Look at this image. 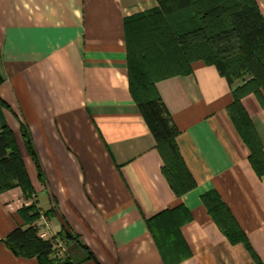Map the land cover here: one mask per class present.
<instances>
[{
	"label": "crops",
	"instance_id": "0c3cea01",
	"mask_svg": "<svg viewBox=\"0 0 264 264\" xmlns=\"http://www.w3.org/2000/svg\"><path fill=\"white\" fill-rule=\"evenodd\" d=\"M256 1L264 15V0ZM158 7V0H0V129H12L33 188L29 196L20 185L0 191V264H40L5 239L42 214L52 224L45 239L65 245L52 255L60 264H258L213 218L203 200L210 192L264 264V173L229 110L251 77L231 83L197 60L188 74L156 83L197 182L178 196L130 83L126 21ZM242 105L264 152V91ZM156 233L171 243L165 250Z\"/></svg>",
	"mask_w": 264,
	"mask_h": 264
},
{
	"label": "trees",
	"instance_id": "16d2710c",
	"mask_svg": "<svg viewBox=\"0 0 264 264\" xmlns=\"http://www.w3.org/2000/svg\"><path fill=\"white\" fill-rule=\"evenodd\" d=\"M156 11L140 14L126 21L131 92L141 114L152 131L164 167L163 172L178 196L197 186L182 156L178 136L180 130L164 102L156 83L171 76L188 74L191 64L201 60L214 65L231 83L246 80L234 91L235 101L230 114L240 134L250 147L251 161L264 173V152L253 123L242 105V98L264 91V15L256 0H158ZM21 131L28 152L45 176L34 147L29 127L22 123ZM20 185L25 194L33 192L23 157L11 128L0 129V191ZM215 221L234 244L243 243L258 264L247 235L238 225L227 205L216 192L203 196ZM26 209V212H30ZM39 218L35 212L30 218ZM167 248L171 243L160 239ZM163 238V237H162ZM17 255L37 258L40 264H60L53 258L54 243L43 238L35 225L14 229L5 239ZM64 264L71 262L64 261Z\"/></svg>",
	"mask_w": 264,
	"mask_h": 264
},
{
	"label": "built area",
	"instance_id": "2783aa9c",
	"mask_svg": "<svg viewBox=\"0 0 264 264\" xmlns=\"http://www.w3.org/2000/svg\"><path fill=\"white\" fill-rule=\"evenodd\" d=\"M35 226L38 227L39 233L43 238H48L50 235H52V224L50 222L49 217L46 214H42L40 217V221L34 223ZM54 243V248L60 250V252L65 251L64 243L62 240L56 239Z\"/></svg>",
	"mask_w": 264,
	"mask_h": 264
},
{
	"label": "rangeland",
	"instance_id": "374dc122",
	"mask_svg": "<svg viewBox=\"0 0 264 264\" xmlns=\"http://www.w3.org/2000/svg\"><path fill=\"white\" fill-rule=\"evenodd\" d=\"M54 242H55V241H54ZM63 260H64V261H67V259H65V258H64ZM63 260H62V261H63Z\"/></svg>",
	"mask_w": 264,
	"mask_h": 264
}]
</instances>
